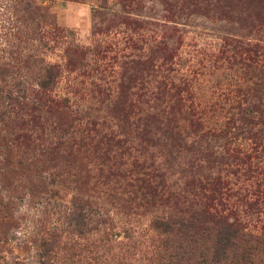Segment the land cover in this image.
Listing matches in <instances>:
<instances>
[{"label": "rangeland", "instance_id": "rangeland-1", "mask_svg": "<svg viewBox=\"0 0 264 264\" xmlns=\"http://www.w3.org/2000/svg\"><path fill=\"white\" fill-rule=\"evenodd\" d=\"M233 2L0 0L1 134L15 133V116L27 118L22 105L47 97L68 98L74 109L119 91L141 109L169 97L179 103L183 137L209 161L194 162L166 141L144 157L176 192L191 163L219 177L216 204L237 225L215 256L206 237L193 253L155 234L152 214L89 187L82 190L89 204L75 205L61 163L42 155L55 141L57 116L41 112L39 151L17 153L16 168L0 149V264H174V256L186 259L181 264H264V0ZM73 47L83 55L69 56ZM242 112L252 113L250 124L239 120Z\"/></svg>", "mask_w": 264, "mask_h": 264}, {"label": "trees", "instance_id": "trees-1", "mask_svg": "<svg viewBox=\"0 0 264 264\" xmlns=\"http://www.w3.org/2000/svg\"><path fill=\"white\" fill-rule=\"evenodd\" d=\"M215 1L228 6L234 3L233 0ZM68 52L69 56L83 55L78 47ZM68 64H72L70 60ZM155 101L158 104L141 109L129 95L119 91L114 97L111 93L105 95L90 107L74 109L68 98L40 99L38 105L20 106L27 118L15 116L11 121L15 133H0V149L6 162L12 159L14 166L19 168L22 160L17 153L33 154L39 151L34 131L41 127L39 114H55V141L51 139L47 142L42 155L47 163H61L59 177L63 184L75 185V205L82 207L89 204L92 197L87 196L84 201L82 195L83 188L89 187V190L99 191L108 201L113 200L125 208H140L152 214L155 221H152L151 229L155 234L166 238L174 236L193 253L206 237L203 239L204 245L207 244V247L209 243L208 248L213 249V254L218 256L223 249L221 244L233 236L232 232L237 227L235 222L229 221L232 215L223 216L216 204L220 196L221 179L206 174L201 165L194 166L191 163L182 192L171 189L161 167L152 158L148 160L144 157L142 150L166 141L165 146L187 153L194 162L209 159L198 142L189 144L183 137L177 117L181 114L179 103L172 102L169 97H157ZM259 104L258 99L254 108H259ZM185 113L186 117L182 119L188 123L187 127L194 128L197 122L191 119L188 112ZM1 115L0 122L3 123ZM251 115L242 112L239 120L250 124ZM230 157L236 159L234 155ZM171 203L169 212L164 215V208ZM158 214H161V220H158ZM56 236L54 233L48 239L51 241ZM45 245L48 246L46 241ZM173 259L174 264L186 260L182 256H174ZM168 264L173 263L170 261Z\"/></svg>", "mask_w": 264, "mask_h": 264}]
</instances>
